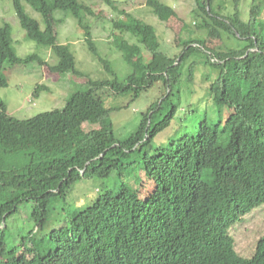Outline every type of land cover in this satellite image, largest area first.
Here are the masks:
<instances>
[{
    "label": "trees",
    "instance_id": "1",
    "mask_svg": "<svg viewBox=\"0 0 264 264\" xmlns=\"http://www.w3.org/2000/svg\"><path fill=\"white\" fill-rule=\"evenodd\" d=\"M12 1L27 37L50 48L58 60L53 72L78 74L70 46L58 43L56 11L76 19L97 55L86 22L94 12L85 0ZM101 1L115 11L121 6ZM144 1L161 22L177 17L161 0ZM248 1L243 19L239 7ZM23 2L43 18L44 30ZM232 3L234 13L225 14L224 0H194L191 24L184 26L188 35L180 37L183 49L175 57L161 50L153 25L119 11L113 28L135 37L149 55H133L132 73L124 81H90L63 109L28 120L13 118L0 102V264H264V238L252 258H243L229 234L237 219L264 202V0ZM196 31L217 34L221 43L210 46L209 37ZM12 43L11 27L0 25V89L8 86L7 65L39 59L19 57ZM115 43L124 46L121 37ZM99 59L113 74L110 62ZM200 65L218 73L207 89L218 116H199L194 129L153 146L179 112L180 103L172 100L175 91L183 82H194ZM157 83L163 100L148 108L134 133L119 140L101 90L138 97ZM204 83H209L206 75ZM55 141L62 142L57 154L41 158L39 147ZM137 166L142 180L126 182L136 179ZM116 171L119 183L99 191L90 204L76 212L53 208V201L66 199L78 180L92 174L109 178ZM147 182L154 183L152 191L146 190ZM28 203L34 229L10 245L7 222Z\"/></svg>",
    "mask_w": 264,
    "mask_h": 264
},
{
    "label": "rangeland",
    "instance_id": "2",
    "mask_svg": "<svg viewBox=\"0 0 264 264\" xmlns=\"http://www.w3.org/2000/svg\"><path fill=\"white\" fill-rule=\"evenodd\" d=\"M115 1L121 3L118 7L119 11L131 13L156 28L163 52L171 57L181 54L183 48L179 46L180 37L188 35L184 26L191 24L194 0H161L173 7L177 13L176 18L166 23L159 21L144 0ZM224 1L226 3L224 13H234L232 0ZM249 2H244L239 7L243 19H247ZM85 3L94 12L92 16L86 17V22L91 27L97 55L89 49L85 42L84 31L78 26L76 19L67 12L56 11L54 13L56 21L53 25L58 43L70 46L78 72V74L72 72L59 74L52 71L58 60L51 49L27 37L18 20L13 1L0 0V25L8 24L11 27L12 48L16 54L21 58L33 55L39 58L25 65L6 66L4 73L8 79V86L0 89V102L6 104L8 113L13 118L28 120L46 112L61 110L74 93L87 90L90 81L106 82L114 78L124 81L132 73V65L129 62L133 55H144L149 58L148 52L135 37L121 34L113 28V22L122 16L119 11L108 7L101 0H85ZM23 5L27 14L37 20L44 30L45 24L40 14L25 2ZM196 32L202 38L209 37L204 31ZM117 36L123 39V48L115 43ZM208 43L214 46L221 43V40L217 34H214L209 37ZM231 44L226 41V46L232 47ZM99 58L110 62L113 74L104 67ZM39 60L44 61L45 65H41ZM212 60L214 63L218 62L216 59L212 58ZM186 70L187 66L184 68V71ZM205 75L209 79L208 84L204 83ZM217 76L218 73L212 68L200 65L194 73V82H183L180 85V92L175 91L172 97L174 102L180 103L179 112L171 126L156 137L153 146L165 144L170 137L194 129L199 116L206 114L211 118L218 116L216 107L207 96V89L215 82ZM38 87L45 89L35 94ZM100 94L105 106L111 109L114 134L119 140H125L134 133L142 121L143 114L152 104L163 98L161 83L143 91L138 97L134 92L116 94L107 88L102 89ZM87 127L89 126L86 125L85 128L88 129ZM92 128L96 127H90ZM60 146L62 142L56 141L49 147L40 146L38 155L41 158L54 156ZM135 159L139 161L141 156H136ZM132 175L137 176L136 179L133 177L126 182L142 180L143 172L137 166ZM117 183H119L117 171L109 178L92 174L78 180L66 199L53 201V208L58 210L68 208L70 212H76L80 207L90 204L99 191L113 189ZM145 186L146 190L152 191L154 183L147 182ZM32 211L31 203L21 205L19 211L7 222V242L10 245L21 243L34 229ZM229 234L234 239L236 252L244 258H251L256 252L258 241L264 238V202L237 219L230 227Z\"/></svg>",
    "mask_w": 264,
    "mask_h": 264
},
{
    "label": "clouds",
    "instance_id": "3",
    "mask_svg": "<svg viewBox=\"0 0 264 264\" xmlns=\"http://www.w3.org/2000/svg\"><path fill=\"white\" fill-rule=\"evenodd\" d=\"M260 240H261V239H260ZM260 240H259V241H260ZM259 241H258V242H259ZM257 245H258V243H257ZM256 251H257V249H256ZM255 254H256V252H255ZM255 254H254V255H255ZM254 255H253V256H254ZM253 256H252V257H253ZM241 257H242V256H241ZM252 257H251V258H252ZM243 258H244V257H243Z\"/></svg>",
    "mask_w": 264,
    "mask_h": 264
}]
</instances>
